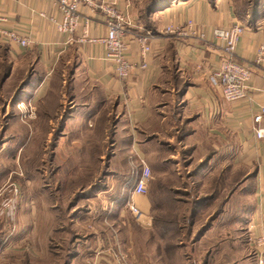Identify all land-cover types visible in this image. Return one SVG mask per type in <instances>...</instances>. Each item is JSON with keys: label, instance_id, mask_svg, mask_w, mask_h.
Returning <instances> with one entry per match:
<instances>
[{"label": "crops", "instance_id": "0c3cea01", "mask_svg": "<svg viewBox=\"0 0 264 264\" xmlns=\"http://www.w3.org/2000/svg\"><path fill=\"white\" fill-rule=\"evenodd\" d=\"M96 1L128 16L126 56L138 66L139 45L134 37L144 31L139 17L143 0ZM81 13L90 19L87 37L82 40L78 26L68 42L50 21L54 16L61 20L53 0H0L1 26L20 31L30 41L23 48L0 38V77L5 78V87L13 75L31 68L34 77L41 76L36 96L47 92L46 79L53 75L66 74L71 80L68 87L65 81L59 86L60 92L69 91L70 100L66 113L57 118L61 123L58 138H72L68 149L73 152L79 146L88 155L87 163L95 162L75 165L77 168H94L101 163L106 168L99 177V190L85 200L89 203L87 215L95 224L86 237L94 249L95 263L108 264L105 257L111 250L112 241L99 228L101 219H121L123 204L127 207L132 202L143 214L154 210L162 214L169 211L164 203L169 197L171 211H186L188 205L182 203L181 196L190 199L203 195L211 178L225 174L229 180L239 177L240 170L256 174L249 209L250 232L251 238L264 235V140H257L252 129V116L264 105V61L256 63L254 58L257 48L264 45L263 18L253 25L242 23L245 29L236 58L249 66L252 77L246 97L228 102L212 76L218 65L215 45L204 48L196 36L178 37L165 34L164 29L192 20L198 34L240 23L229 0L214 4L208 0L177 1L149 17L151 52L147 67H135L125 80L116 78L114 62L107 58L105 47L87 40L106 35L103 12L83 8ZM63 103L61 98L58 104ZM60 145L56 142V150ZM78 162L84 163H74ZM144 165L150 170L147 190L153 193V202L130 192ZM166 224L162 218L161 226ZM180 225L176 223V227ZM174 235L172 243H167L174 251L189 247L181 241L180 233Z\"/></svg>", "mask_w": 264, "mask_h": 264}, {"label": "rangeland", "instance_id": "374dc122", "mask_svg": "<svg viewBox=\"0 0 264 264\" xmlns=\"http://www.w3.org/2000/svg\"><path fill=\"white\" fill-rule=\"evenodd\" d=\"M229 1L235 14H243L241 23L252 18L253 9L264 21V0L257 5L256 0ZM173 4L154 10L151 17ZM30 69L13 75L5 87L6 81L0 79V264H96L94 249L86 243L95 224L87 215L85 200L99 190V177L106 168L102 163L77 168L95 162L87 163L88 155L79 146L73 152L68 149L72 138H58L61 123L57 118L66 113L70 100L69 91L60 92L59 86L65 81L68 87L69 77L51 76L46 79L47 92L36 96L41 76L34 77ZM61 98L63 106L58 104ZM56 142L61 149L56 150ZM78 160L84 163H74ZM240 188L211 227L180 252L167 244L174 240V233L160 238L153 211L144 214L148 216L144 225L123 204L121 219L110 216L104 221L103 217L99 224L112 241L110 255L105 257L108 264H256L250 239L252 191L247 183ZM139 197L153 199L148 190ZM217 204L212 202L201 212L198 221L203 226Z\"/></svg>", "mask_w": 264, "mask_h": 264}, {"label": "built area", "instance_id": "2783aa9c", "mask_svg": "<svg viewBox=\"0 0 264 264\" xmlns=\"http://www.w3.org/2000/svg\"><path fill=\"white\" fill-rule=\"evenodd\" d=\"M56 10L61 14V20L51 17L50 21L54 24L55 30L67 37L71 41L78 26H81L82 40L87 37L90 19L82 15L81 10L85 8L88 12H94L100 9L104 14V26L106 35L99 38L87 39L89 43H100L107 51V58L114 62L116 78L125 80L132 69L135 67L140 70L147 67V57L151 52L149 44L150 33H141L135 35L137 45H139V60L141 63L133 65L127 59L128 45L126 43V26L130 23L128 16L123 12L117 11L112 5L98 4L96 0H53ZM44 17L45 14L40 13ZM4 18L0 16V38L9 39L21 47L28 46L30 41L27 36H22L16 29L5 30L1 25ZM245 26L240 22L232 23L229 27H215L202 30L196 33L194 22L188 20L184 25L167 26L164 29L165 34L176 35L178 37L196 38L203 44L204 48L215 45L218 52V65L212 76L217 80L218 87L222 93L224 101H240L247 95L248 83L252 77L251 70L247 64L240 63L236 58V49L238 41L242 35ZM255 62L264 61V45L257 48L254 55ZM264 76V73H263ZM253 134L257 140H264V105L259 106L258 111L252 116ZM138 178L134 182L131 194L135 196H145L147 184L150 180V170L144 165ZM128 211L134 218L146 224L148 216L144 215L132 202L127 206ZM254 242V257L256 264H264V235L250 238Z\"/></svg>", "mask_w": 264, "mask_h": 264}, {"label": "trees", "instance_id": "16d2710c", "mask_svg": "<svg viewBox=\"0 0 264 264\" xmlns=\"http://www.w3.org/2000/svg\"><path fill=\"white\" fill-rule=\"evenodd\" d=\"M174 1H185V0H143L141 6H140V20L141 23L144 24V31L143 33H150V23L148 21V18L151 17V14L156 9H164L168 7V5L173 4ZM211 4H214L215 0H208ZM260 0H256V5L259 3ZM259 13L258 9H253L250 12V17H252L250 20H245L244 24H254L256 23V20L258 19V16H256ZM246 15H249V13H245ZM236 18L240 21L243 20V14L242 13H236ZM1 81L4 82L5 78L0 77ZM103 174V173H102ZM239 177H234L228 180V178L223 174L224 176H220L217 178V176L211 178L209 181V187L206 190V193L200 196H195L193 198L187 199L183 196H181L182 203L185 201L188 205L186 208L187 210L183 211L180 209L177 211H171L170 209V198L166 197L165 204L168 207V212L165 213H157L155 210L153 211L155 213V226L156 231L159 232L160 238L162 240L165 238V236L172 232L174 234L180 233V239L182 242L187 243L189 246L195 244L196 240L195 237L199 232L204 231L205 229H209L211 227L210 223L213 219L216 218V216L223 213L224 207L226 204H228V201L230 200L231 195L233 194L234 190L238 189L240 186L247 183L249 189L252 191V182L255 178V172L251 171L248 174H245L243 170H240ZM151 192V191H150ZM151 196H153V193H151ZM154 201V198L152 199V202ZM218 204L216 206L217 210L207 219V222H205V225H202V221H198L201 212L207 211L208 208H210V205L212 202H217ZM184 202V203H185ZM202 207V208H201ZM162 218H165L168 222L166 224L167 227L161 226V220ZM180 222V227H176V223ZM206 226V227H205ZM59 230H55V233H57ZM161 232V233H160ZM52 239V238H50ZM171 244H169L170 246Z\"/></svg>", "mask_w": 264, "mask_h": 264}, {"label": "bare ground", "instance_id": "6f19581e", "mask_svg": "<svg viewBox=\"0 0 264 264\" xmlns=\"http://www.w3.org/2000/svg\"><path fill=\"white\" fill-rule=\"evenodd\" d=\"M18 107H21V105L19 104Z\"/></svg>", "mask_w": 264, "mask_h": 264}]
</instances>
